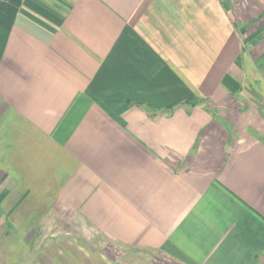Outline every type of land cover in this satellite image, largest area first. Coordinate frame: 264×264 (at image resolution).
Returning a JSON list of instances; mask_svg holds the SVG:
<instances>
[{
    "label": "crops",
    "instance_id": "obj_1",
    "mask_svg": "<svg viewBox=\"0 0 264 264\" xmlns=\"http://www.w3.org/2000/svg\"><path fill=\"white\" fill-rule=\"evenodd\" d=\"M260 1L0 0V264H264Z\"/></svg>",
    "mask_w": 264,
    "mask_h": 264
},
{
    "label": "rangeland",
    "instance_id": "obj_2",
    "mask_svg": "<svg viewBox=\"0 0 264 264\" xmlns=\"http://www.w3.org/2000/svg\"><path fill=\"white\" fill-rule=\"evenodd\" d=\"M261 3H264L262 1H260ZM264 5V4H263ZM264 23V22H263ZM259 31H261V33L259 35H264V28L263 29H260ZM253 63V62H252ZM257 65V64H256ZM262 66V64L260 65ZM259 66V67H260ZM258 67V65H257ZM252 102H254V104H257L258 106H260V110L262 113H264V105H262L261 103H258L257 101H255V99L253 98H249ZM260 101V100H259ZM58 224V223H57ZM55 224L53 225V228H52V231L54 230V232H52L53 234L56 232V230H59L61 227H62V223L61 224Z\"/></svg>",
    "mask_w": 264,
    "mask_h": 264
}]
</instances>
